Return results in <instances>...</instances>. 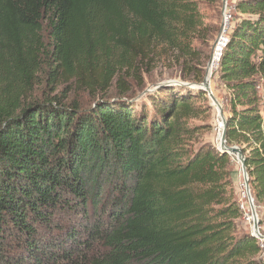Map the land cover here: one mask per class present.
<instances>
[{"label": "trees", "instance_id": "obj_1", "mask_svg": "<svg viewBox=\"0 0 264 264\" xmlns=\"http://www.w3.org/2000/svg\"><path fill=\"white\" fill-rule=\"evenodd\" d=\"M216 2L0 0V264H264L257 239L236 232L230 156L194 146L204 91L161 87L139 109L122 91L86 109L27 100L44 66L104 94L119 69L199 56L193 44L217 32L200 6ZM233 12L217 70L225 135L264 218V0Z\"/></svg>", "mask_w": 264, "mask_h": 264}, {"label": "rangeland", "instance_id": "obj_2", "mask_svg": "<svg viewBox=\"0 0 264 264\" xmlns=\"http://www.w3.org/2000/svg\"><path fill=\"white\" fill-rule=\"evenodd\" d=\"M222 1L223 0H217L214 5L202 4L200 6V12L204 14L205 23L216 26L217 32L214 34L215 36L212 37L213 40H211L208 45H201L198 42L193 44L195 50L197 49V51L202 52L199 56L194 53L188 58H182L179 60L175 55L167 53L166 55L163 54L159 59L157 57L156 62L150 66L151 69L147 67L149 69L148 72L145 70L148 65L146 62L138 64V68L141 67L139 73H133V71H127V69H119L117 74L120 76H117L112 80L104 94L98 88L99 86L89 88V90H81L75 86L74 80L59 77L58 79L51 81L48 78L49 70L47 66H44L41 71L37 72L34 87L31 94L27 96V100L44 101L56 98L61 100L64 105L74 101L77 102L82 109H86L96 100L103 98L104 96H106V99L109 102H115L120 98L121 93H119V91H122V93L125 92V96L122 97V100L127 99L128 102L136 104V108L139 109V106L146 105L147 107H150L149 99L151 96L156 95L158 92L157 90L161 87H178L197 92L199 89L196 84H200L204 79L207 63L213 55L211 47L222 23ZM235 2L236 0H227L226 8L231 9L230 7H233ZM231 14L234 19V12L232 11ZM233 23L234 22H231V25ZM217 70L218 68L212 70L213 77L210 78L211 94L219 103L223 115L225 119H227L230 114V107L227 102L229 92L219 81ZM196 79L200 80V82H196ZM195 104L196 107L199 108V113L197 114V117L190 121L192 127L198 128V131L194 136V146H197V144H207L218 150L219 136L221 134L218 110L207 93H205L202 98H199ZM258 106L261 116L264 117V94L262 93L260 94ZM229 172L230 185L228 187V195L234 202H236V204H238L242 212L241 218L235 221L237 235L244 233L252 235V220L250 222L246 220V216H250V212L245 195L240 164L231 156ZM256 212L258 219L260 220L259 233L264 237V218L257 207ZM256 239L259 247L264 250V247H261V245H264V239Z\"/></svg>", "mask_w": 264, "mask_h": 264}, {"label": "water", "instance_id": "obj_3", "mask_svg": "<svg viewBox=\"0 0 264 264\" xmlns=\"http://www.w3.org/2000/svg\"><path fill=\"white\" fill-rule=\"evenodd\" d=\"M226 2L227 0H223L222 1V9H221V15L223 16L225 14L226 11ZM221 29H222V25L219 28V32L217 34V37L211 47V51L214 50V47L216 45V42L219 38V36L221 35ZM211 68H212V56L210 57L208 63H207V68L205 70V75H204V79L200 84H196L197 88L204 91L205 93H207L210 97L211 100L213 102V104L216 106L217 110H218V116L221 119V127H222V131H221V136H220V144L218 146V151L220 153L223 154H227L233 158H235L237 160V162L240 164V168H241V174L243 177V185H244V190H245V195L247 198V202H248V206H249V212H250V216L252 219V236L256 237V238H263V236L260 235L259 233V225H260V220L258 219L257 216V212H256V207L254 204V200L251 196V191H250V185L248 182V174L246 171V165H245V157L244 154L241 150L240 147L238 146H229L227 144V140H226V135H225V130H226V119L223 115L222 109L219 105V103L217 102V100L212 96L211 94V88H210V78L213 77V73L211 72Z\"/></svg>", "mask_w": 264, "mask_h": 264}, {"label": "built area", "instance_id": "obj_4", "mask_svg": "<svg viewBox=\"0 0 264 264\" xmlns=\"http://www.w3.org/2000/svg\"><path fill=\"white\" fill-rule=\"evenodd\" d=\"M231 9H227L226 8V11H225V14L222 16V29H221V35L219 36L217 42H216V45L214 47V50H213V55H212V70L214 68H218V63H219V60H220V57H221V53H222V50L223 48L225 47L226 43H227V40H228V35L233 27V24L231 25V22H233V17H232V11H233V7H230ZM259 91L261 92L262 89L261 87L259 86L258 87ZM246 220L248 222H250L252 219H251V216L247 215L246 216ZM261 247L263 248L264 245H261Z\"/></svg>", "mask_w": 264, "mask_h": 264}, {"label": "bare ground", "instance_id": "obj_5", "mask_svg": "<svg viewBox=\"0 0 264 264\" xmlns=\"http://www.w3.org/2000/svg\"><path fill=\"white\" fill-rule=\"evenodd\" d=\"M215 71V70H214ZM211 72H212V68H211ZM215 76V75H214ZM218 118H219V116H218ZM219 120H220V130L222 131V127H221V119L219 118ZM220 136H221V134H220ZM219 136V137H220ZM219 144H220V138H219ZM219 144H218V146H219Z\"/></svg>", "mask_w": 264, "mask_h": 264}]
</instances>
